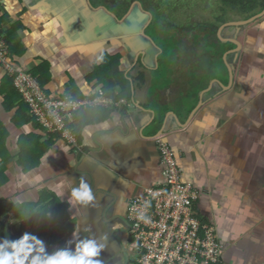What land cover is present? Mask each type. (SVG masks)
Returning a JSON list of instances; mask_svg holds the SVG:
<instances>
[{"label":"crops","instance_id":"0c3cea01","mask_svg":"<svg viewBox=\"0 0 264 264\" xmlns=\"http://www.w3.org/2000/svg\"><path fill=\"white\" fill-rule=\"evenodd\" d=\"M126 12L87 0H0L11 62L36 73L48 95L88 101L107 89L114 100L121 89L106 86L113 78L131 88L129 101L118 99L127 105L83 108L72 146L24 117L16 124L18 102L6 110L0 74V164L9 160L0 201L18 203L31 221L28 232L49 254L71 248L66 242L79 233L105 245L104 264H124L112 232L134 198L162 186L163 139L183 183L197 193L194 215L216 228L225 249L221 264H264V19L242 30L238 55L216 44L210 63L211 54L184 37L176 39L174 55L173 41L151 36L160 52L140 33L139 15L130 22ZM229 31L227 38L235 33ZM226 63L234 66L233 79ZM111 69L118 73L109 75ZM81 178L94 200L72 207L68 197Z\"/></svg>","mask_w":264,"mask_h":264},{"label":"built area","instance_id":"2783aa9c","mask_svg":"<svg viewBox=\"0 0 264 264\" xmlns=\"http://www.w3.org/2000/svg\"><path fill=\"white\" fill-rule=\"evenodd\" d=\"M9 54L0 30V74L12 80L30 116L45 131L61 134L72 146H76L70 129L75 124L74 114L83 107L113 104L101 92L88 101L48 95L33 75L11 62ZM125 103L120 101L116 106ZM157 142L164 182L160 187L146 188L141 197L130 202L127 211L126 220L137 246L136 264H221L225 249L216 228L194 215L197 193L183 183L175 152L163 139Z\"/></svg>","mask_w":264,"mask_h":264},{"label":"trees","instance_id":"16d2710c","mask_svg":"<svg viewBox=\"0 0 264 264\" xmlns=\"http://www.w3.org/2000/svg\"><path fill=\"white\" fill-rule=\"evenodd\" d=\"M192 2L196 3L197 0L173 2L172 7L170 9L169 8L168 9L171 10V15L175 16L172 14L174 11L180 10L181 8H184V7L191 8ZM167 3H168V6L171 5V3L167 0L162 1L160 4H162V6H166ZM203 3H208L210 7H213V9L216 8L218 10V15H216V20H214L215 22L210 23L208 21L206 23L207 24L206 26H208L210 28V32L207 33L208 39L211 42H213L211 39L216 40V42L221 44L222 46H223V43H221V41L216 36V32L221 25H223L227 22L235 21V20L248 19V18L260 13L264 8V3H262V1H260V0H218L217 3L213 2L212 0H207V2H203ZM213 3H215V4H213ZM258 3H262V4L258 5ZM151 4L154 5L156 3L151 2ZM176 5H177V8H174ZM172 8L175 10L172 11L173 10ZM154 10H153V13H154ZM192 15L194 16V13H192ZM192 15H190V18H192ZM166 16H167V13L165 12L164 18L160 19V20L159 19L154 20L152 25L154 27L157 26V28H160L161 23H165L166 21H169V20H166ZM159 21H162V22L160 23ZM216 23H218V24H216ZM229 29H232V28H227L224 31L229 33L230 32ZM233 30H234V28H233ZM227 33H226V35H227ZM233 35H234V33H233ZM155 36H156V39H158L160 42L164 41L163 43H165L169 40L168 37H166V36H159V35H155ZM196 36L197 35H195V37ZM227 44H228L227 47H223L224 51L230 50L234 47L233 44H230V43H227ZM169 53L170 52L164 53V54L168 55ZM117 62L119 64V61H117ZM115 66H116V64H115ZM36 72H38V71H36ZM116 73H118V70H112V71H110L109 75L116 74ZM32 74L37 79L41 88L43 89V85H42L43 83L41 82V79L39 78V76L36 73H32ZM4 78L6 80H4L2 87L5 88L7 93L5 95L3 93V91H1V95H3V94L5 95V102L4 103L6 106V110H11L12 108L15 107L13 105V104H16V103H14L15 100H17V102H18V104L16 106V107H18V112H17L15 123L18 124L21 121V118L24 117V121L26 124L28 123V121H31V122L34 121L36 123V125H38L42 130H44L38 124V122L36 120L31 118V116L29 114V108L25 104L21 95L14 88L12 80L7 79L6 77H4ZM106 86L107 87L109 86L111 90H113L117 87L121 89V95L119 97H116V99H114V100L112 99L113 104L111 106L106 107V110H108L109 112L112 111L113 109L117 108L115 105L118 103V99L124 98V99H127L128 101L130 100L131 88L128 85H126V83L121 84L120 82H116L113 78V80L110 81L109 85H106ZM4 88H2V89H4ZM105 91H106V93L109 92V91H107V89H105ZM106 93H105V97L109 98L110 96H108ZM100 108H103V107H100ZM124 109H125V107H124ZM80 113H81V111H79L78 113L75 114V120L80 119V116H79ZM26 115H29V116H26ZM74 125H75L74 123L70 125V129L72 131H73ZM44 132L46 133L45 130H44ZM0 156H1V154H0ZM6 161H9V160L4 159L3 164H0V187L4 186L6 183H8V180H9L7 178L5 170H4V169L8 168L7 165H5ZM22 164L26 169L28 168L25 163H22ZM18 206H19L18 203H12V202L7 203L6 200L0 201V242H2L3 239H9V240L15 239V238L19 237L24 231H28V228L31 227V226H29V224H31V221L27 220L28 219L27 215L24 212H20L17 209ZM12 215L15 216V218H13V220H15V223L12 222L13 221L11 219ZM17 219H18V222H17Z\"/></svg>","mask_w":264,"mask_h":264},{"label":"rangeland","instance_id":"374dc122","mask_svg":"<svg viewBox=\"0 0 264 264\" xmlns=\"http://www.w3.org/2000/svg\"><path fill=\"white\" fill-rule=\"evenodd\" d=\"M107 1H108V4H110V5H113V4L118 5L119 4V6L121 8H128V7H130V5H131V7L137 5L138 12L141 11L143 13H146V11H150L154 17V18L152 17L151 22H152V20L154 21L157 19H159V20L163 19L165 16V12H166L167 13L166 20H169V21H166V22L164 21L165 23H161L162 21H159L161 23L160 28H157V26L154 27L153 25H151L148 30L146 29V35L147 36L159 35V36H166V37L171 36L168 39H171L173 41L174 55H176L175 50L177 49V48H175L176 39L183 38V37L188 38V39L190 38L191 40H195V41L201 39L204 41L203 47L202 48L196 47L195 46L196 42L194 41V43L192 44L193 48H195L197 50V52H199L200 54L205 55V57L207 54L208 55L211 54V59H210V63H211L212 57L214 56L215 51H216L215 46H216V44H219V43H217L216 40L211 39L213 41V42H211L208 39L207 33L210 32V28L208 26H206L207 25L206 23L208 21L210 23L215 22L214 20H216V15H218V10L216 8L213 9V7H210L208 3H203V2H207V0H197L196 3L192 2L191 8L184 7V8H181L180 10H176V11H174L175 9L172 8L173 9L172 11H174L172 14L175 16H172L171 10H169L172 7L173 2H178V1L183 2V1H187V0H167L171 3V5H169V6H168V3L166 6H162V4H160L164 0H90L92 5L93 4L96 5L97 2L107 4L106 3ZM212 1L217 3L218 0H212ZM260 1H262V3H264V0H260ZM151 2H155L156 4L152 5ZM215 3H213V4H215ZM262 3H258V5H260ZM140 6H142L143 10H145V11H143L140 8ZM174 8H177V5ZM153 10H154V13H153ZM192 13H194V16L192 15ZM190 15H192V18H190ZM146 16H147V20H148L149 16L148 15H146ZM263 19H264V17L259 19L258 21H262ZM236 21H242V20H235L233 22H236ZM216 24H218V23H216ZM253 24L249 25L246 29L250 28ZM217 32H216V36H217ZM241 32L238 34L239 38H241V37L243 38L245 36L246 31H244V33L243 32L241 33ZM241 34H243V35H241ZM195 35H197V36L195 37ZM222 36L224 39H227V36H225L224 34ZM232 37H229V38H232ZM224 42H221V43H223V46H227L228 44L224 43ZM169 54H168L169 55L168 59H170L172 57L171 55L173 54V52H170ZM205 63L208 64V58L206 61H204V63H202L203 67L206 66ZM24 71L33 75L31 72H29L27 70H24ZM6 78L9 79L8 77H6ZM106 99H108V98L106 97ZM109 101H113V100L110 99ZM121 101H124V100H121ZM100 107L106 108L104 106H100ZM116 107H119V106H116ZM83 108H85V107H83ZM83 108H81L79 111H81ZM78 112H76V113H78ZM75 114H74V119H75ZM52 133L53 132H51L49 130L46 131V135H51V136L55 135L56 137L60 136V138L63 139L61 134H59V133L52 134ZM130 239H131V242L134 243L133 238L131 237Z\"/></svg>","mask_w":264,"mask_h":264},{"label":"clouds","instance_id":"9594fccd","mask_svg":"<svg viewBox=\"0 0 264 264\" xmlns=\"http://www.w3.org/2000/svg\"><path fill=\"white\" fill-rule=\"evenodd\" d=\"M93 200L91 186L83 178L78 187L72 188L68 197L72 207L77 204L87 205ZM100 239L106 238L102 236ZM66 244L72 247L57 248L49 254L41 238L24 231L15 239H3L0 242V264H104L100 256L106 247L98 243L94 235L80 238L79 233H73Z\"/></svg>","mask_w":264,"mask_h":264},{"label":"flooded vegetation","instance_id":"af4514ba","mask_svg":"<svg viewBox=\"0 0 264 264\" xmlns=\"http://www.w3.org/2000/svg\"><path fill=\"white\" fill-rule=\"evenodd\" d=\"M106 3L108 4V1ZM140 8L143 10L142 6H140ZM143 11H145V10H143ZM129 12H130V14L132 13L129 16L130 22L133 21V20H136L135 17H134V14H138L139 15V18H140L139 19L140 20V23L142 24L143 28L146 27V29L148 30L149 27L152 25L153 20L148 25V22L151 19V17L149 16V14H151L152 17H153V14L150 11H146V13H143L141 11L138 12L137 5H135L134 7L133 6L131 7V5H130V7L127 8L126 15H128ZM146 15L149 16V19L148 20H147V16ZM144 29H142V30H144ZM131 30H132L131 31V35H136V33L134 32L135 30H133L132 28H131ZM145 33H146V30H145ZM170 37L171 36H169L168 38H170ZM169 40L172 41L171 39H169ZM189 40H191V39L189 38ZM121 225L122 226L119 229L113 230L112 236L114 237L115 243L119 247V253H120V255L121 256H124V258H123L124 259V264H136V256H135V253L137 251V246H136L135 243H132L131 242V239L130 238L132 236H131L130 226H129L128 222L126 221V219H122L121 220Z\"/></svg>","mask_w":264,"mask_h":264},{"label":"water","instance_id":"95a60500","mask_svg":"<svg viewBox=\"0 0 264 264\" xmlns=\"http://www.w3.org/2000/svg\"><path fill=\"white\" fill-rule=\"evenodd\" d=\"M87 2H88V5L90 6V4H91L90 1L87 0ZM149 16H150L151 19H152V15L149 14ZM263 17H264V8H263V10H262L260 13L254 15V16H252V17L246 19V20L236 21V22H233V21H232V22H227V23L221 25V26L218 28V30H217V31H218V32H217V38H218L221 42H224V41H225L224 43H230V44H233V45L235 46L234 49H232V50H230V51L227 52L228 54H230V53H234L235 55H238V54L240 53V51L242 50V47H241V43L238 41V34H239L243 29H246L249 25L255 23L256 21H258L259 19H261V18H263ZM151 19H150V21L148 22V25L151 23ZM227 28H234L235 33H234V35H233L232 38L224 39L223 36H222V35H223V31H224L225 29H227ZM145 30H146V27H145L144 30H142V31L140 32L141 34H143L142 36L146 37V38L151 42V44L153 45V47L156 48V49H158V50L161 52L162 49L156 45V43L154 42V40H153L150 36H147V35H146ZM127 46H128V45H127ZM156 56H157V55H156ZM157 57H158V56H157ZM157 57H155V59H156V63H157V66H158ZM137 62H138V58H137V60H136V64L134 65L133 68H135V67L137 66ZM226 64H227V63H226ZM145 66H146V64H145ZM227 67H228L227 69H228V73H229V78H230V79H233V76H234V66H232L231 64H230V65L227 64ZM223 87H224V86H223Z\"/></svg>","mask_w":264,"mask_h":264}]
</instances>
